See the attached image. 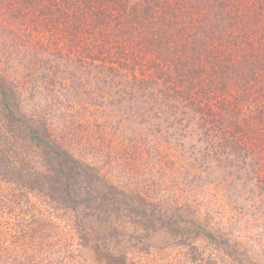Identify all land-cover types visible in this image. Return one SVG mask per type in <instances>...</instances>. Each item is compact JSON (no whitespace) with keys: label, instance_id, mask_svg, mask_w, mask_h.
<instances>
[{"label":"rangeland","instance_id":"374dc122","mask_svg":"<svg viewBox=\"0 0 264 264\" xmlns=\"http://www.w3.org/2000/svg\"><path fill=\"white\" fill-rule=\"evenodd\" d=\"M4 24L0 264L91 261L96 251L112 253L103 234L115 228L122 236L110 247L126 245L144 263L264 264L258 147L264 115L254 97L239 99L231 112L220 110L232 127L219 126L212 115L206 131L201 114L191 109L185 116L145 117L134 103L102 95L96 69L49 67L47 41L20 24ZM233 119L240 134L235 146L227 134L234 133ZM32 128L79 160L84 176L58 175L51 148L32 138ZM106 199L120 200V220L111 227L98 213ZM22 242L30 250L21 249Z\"/></svg>","mask_w":264,"mask_h":264},{"label":"trees","instance_id":"16d2710c","mask_svg":"<svg viewBox=\"0 0 264 264\" xmlns=\"http://www.w3.org/2000/svg\"><path fill=\"white\" fill-rule=\"evenodd\" d=\"M0 17V25L20 24L47 41L49 67L96 69L94 81L102 95L134 103L145 117L185 116L191 109L201 114V128L207 131L212 115L219 126H231L220 110L237 109L244 97H254L264 115V0H0ZM233 121L234 133L227 134L230 143H237L239 126ZM31 131L32 138L51 148L58 175L84 176L67 149ZM258 137L264 162V133ZM119 203L107 200L98 212L108 227L120 220ZM112 231L103 234L112 253L96 251L93 260L81 257L72 264H150L126 245L112 249L109 242L119 243L122 236L117 228ZM26 244L21 249L30 250Z\"/></svg>","mask_w":264,"mask_h":264}]
</instances>
